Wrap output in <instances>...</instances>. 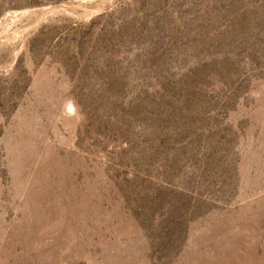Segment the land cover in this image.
<instances>
[{
    "label": "rangeland",
    "instance_id": "obj_1",
    "mask_svg": "<svg viewBox=\"0 0 264 264\" xmlns=\"http://www.w3.org/2000/svg\"><path fill=\"white\" fill-rule=\"evenodd\" d=\"M0 264H264V0H0Z\"/></svg>",
    "mask_w": 264,
    "mask_h": 264
}]
</instances>
